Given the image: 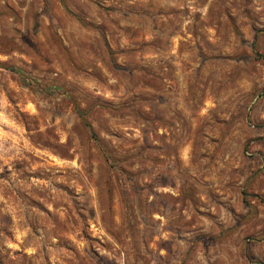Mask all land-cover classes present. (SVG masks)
<instances>
[{
    "label": "rangeland",
    "instance_id": "rangeland-1",
    "mask_svg": "<svg viewBox=\"0 0 264 264\" xmlns=\"http://www.w3.org/2000/svg\"><path fill=\"white\" fill-rule=\"evenodd\" d=\"M263 236L264 0H0V264H264Z\"/></svg>",
    "mask_w": 264,
    "mask_h": 264
},
{
    "label": "trees",
    "instance_id": "trees-1",
    "mask_svg": "<svg viewBox=\"0 0 264 264\" xmlns=\"http://www.w3.org/2000/svg\"><path fill=\"white\" fill-rule=\"evenodd\" d=\"M77 111H78L79 115L81 116V118L83 119L85 125L89 128V130L91 131V134L93 135L92 130H91V128H90V125H89L87 122H85V120H84V116H83L84 113H83L81 110H77ZM263 237H264V236H263ZM246 255H247V257H249V259H250V256H249L247 250H246Z\"/></svg>",
    "mask_w": 264,
    "mask_h": 264
}]
</instances>
